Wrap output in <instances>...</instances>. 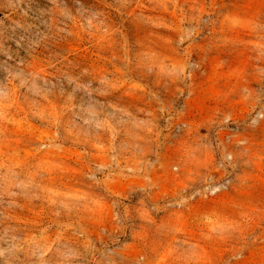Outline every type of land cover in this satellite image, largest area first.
Returning a JSON list of instances; mask_svg holds the SVG:
<instances>
[{"label":"rangeland","instance_id":"obj_1","mask_svg":"<svg viewBox=\"0 0 264 264\" xmlns=\"http://www.w3.org/2000/svg\"><path fill=\"white\" fill-rule=\"evenodd\" d=\"M0 264H264V0H0Z\"/></svg>","mask_w":264,"mask_h":264}]
</instances>
